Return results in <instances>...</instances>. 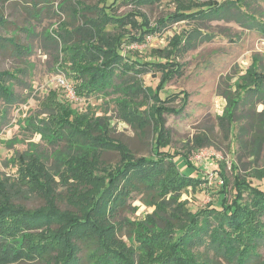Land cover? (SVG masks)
Segmentation results:
<instances>
[{
    "label": "rangeland",
    "instance_id": "374dc122",
    "mask_svg": "<svg viewBox=\"0 0 264 264\" xmlns=\"http://www.w3.org/2000/svg\"><path fill=\"white\" fill-rule=\"evenodd\" d=\"M115 1L53 0L47 9L46 2H42L41 8L46 11L36 18L30 0H0V15L7 21L0 28V36L15 44L6 41L4 43L7 45L2 47V51L0 49V72H9L17 78L15 82L12 81L14 102L6 103L0 98V112L4 116V119H0V175L8 184L17 182L21 177L12 160L18 153L25 152L31 142L36 143L41 152V166L45 169L41 170L44 177L41 180V197L14 186L9 198L28 210H36L48 205L45 190L55 189L58 194L56 205L61 211H68L71 215L72 212L80 214L84 202L76 206L70 201L72 190L80 186V178L68 171L72 165L70 160L77 156L75 151L78 149L63 141L65 138L50 143L24 125L29 117L58 118L61 111L58 100L66 102L69 111L78 116L92 118L93 121L96 115L101 116L103 123L98 127V133H103L104 143L98 149H101L102 159L109 165L121 163L122 148L129 152L131 157L128 159L154 156L160 140V145H167L164 150L179 154L175 156L179 169L174 171L176 177L181 172L187 176L201 177L203 182L197 189L190 187L183 190L174 199L170 195L152 198V195L134 192L125 200L126 206L119 210L114 219L116 225L121 226L117 238L121 245L131 251L135 264H151L153 258L140 247L139 236L151 240L158 235L163 236L160 249L153 255L155 259L163 258V248L166 249L165 246L170 243L165 233L181 225L182 220L176 218L178 215L184 218L186 207L193 213L203 209L208 213L210 208H220L224 198L227 203L234 202V186L245 178L251 179L254 169H264V153L257 161L249 150H239L236 135L240 124H232V133L226 137L219 119L228 103L224 94L231 90L234 92L237 78L255 61L264 67V37L234 22L195 18L173 21L175 17L172 16L181 18L179 13L189 14L199 10L209 0H154L151 4L117 0L111 5ZM251 1L252 10L264 19V0ZM61 4H64L63 10L58 9ZM104 4L112 6L113 16L129 15L131 20L130 24L109 25L106 28L109 33L105 37L126 39L124 53L141 62L155 61L160 52L167 57L164 60L172 63L163 66L167 71L149 69L148 73L133 75L138 91L131 93L128 99L116 98L117 94L71 99L66 88L59 84L60 80H64L73 85L71 80L75 77L68 55L62 48L61 31L67 25L69 31L73 27L84 26L86 18L97 17L94 10H99ZM74 10L77 13L75 17L72 15ZM136 19L143 24L136 23ZM151 29L155 30L147 34V30ZM81 39L83 37L73 34L68 42L78 43ZM175 69H180V72ZM164 73H167V77L161 88L162 98L166 95L170 97L161 101L157 98L156 86L160 74ZM127 111L131 113L125 114ZM54 128L57 126L54 125ZM219 164L226 180L220 170L213 168ZM79 168L74 170V174L83 173ZM105 169L100 167L94 173L96 182H100L99 178H102V182ZM57 172L71 176L63 184L64 181L55 175ZM85 175L81 174V181ZM252 183L264 188V180L252 179ZM89 184L94 183L86 181L83 190H90ZM243 190L244 206L252 205L253 194L248 189ZM262 242L258 253L261 261H264ZM91 247L90 243L82 245L81 257L84 261ZM191 254L199 259L212 260L211 263L216 262L212 253L208 255L199 248ZM216 263L227 264L222 259H217ZM18 264H41V261Z\"/></svg>",
    "mask_w": 264,
    "mask_h": 264
},
{
    "label": "trees",
    "instance_id": "16d2710c",
    "mask_svg": "<svg viewBox=\"0 0 264 264\" xmlns=\"http://www.w3.org/2000/svg\"><path fill=\"white\" fill-rule=\"evenodd\" d=\"M153 1L134 0L137 4H151ZM30 2L36 18H39L41 12L46 11L53 0ZM42 2H46V9L41 8ZM251 2L209 0L199 10L189 14L179 13L182 15L181 18L172 17H175L173 21L195 18L234 22L264 37V19L259 18L252 10ZM58 7L63 10L64 4ZM111 9L112 6L104 4L99 10H94L97 17L86 18L84 26L73 27L69 31L67 25L60 34L63 40L62 48L68 55L69 65L73 67L75 73L71 81L74 83L76 93L83 99H89L97 94H117L116 98L128 99L131 93L138 91L134 86L133 75L148 73L149 69L167 71L163 66H170L172 63L168 59L164 60L167 57L160 52L157 53L155 61L141 62L124 53L123 44L126 43V39L105 37L104 35L109 33L106 30L109 25L131 23L129 15L115 17ZM72 15L77 16L75 10ZM135 21L143 24L137 19ZM6 23L7 21L0 15V28ZM155 29L147 30V34H151ZM73 34L83 39L78 43L73 42L74 44L68 42V38L73 37ZM6 41L15 45L13 41L11 43L0 36L1 51L2 47L7 45L4 43ZM174 71L180 72V69ZM166 77L167 73L160 74L156 86L157 98L161 101L169 100L170 97L166 95L162 98L161 88L163 81L166 82ZM16 79L9 72H0V98L6 103L14 102L12 81L15 82ZM234 88V92L231 90L224 94L228 103L225 113L219 117L220 127L228 137L233 130L232 124H240L236 135L239 150L242 152L249 150L250 155L258 161L264 153V67L256 61L253 62L252 66L237 78ZM57 103L61 106L58 118L50 120L39 116L29 117L25 119L24 125L50 143H54L55 139L65 138L63 141L78 149L75 151L77 156L70 160L72 165L68 171L80 178V186L72 190L70 201L76 206H80L82 201L84 203L80 214L72 212L73 216L68 211H61L56 205L58 194L55 189L45 190L44 196L48 200V205L36 210H28L11 201L9 192L14 186L41 197V180L44 179L41 170L45 169L41 166V152L37 144L31 142L25 152L18 153L12 160L21 178L15 183L8 184L0 175V264L36 260H40L41 264H135L131 251L121 245L117 238L121 226L116 225L114 221L119 210L126 206L125 200L134 192L149 194L152 198L170 195V198L174 199L176 195H181L183 190L190 187L199 188L203 178L187 176L181 172L179 177H176L175 172L179 169L175 156L179 154L164 150L167 145H160L162 143L160 140L157 142V152L154 156L128 159L131 157L129 152L122 148L121 163L107 164L102 159L101 149H98L104 143L103 133H98V127L103 123L101 116L96 115L93 121L92 118H84L69 111L66 102L58 100ZM126 107L130 106L127 104ZM127 113L131 112H125ZM0 119H4L2 112ZM54 125L57 128H54ZM160 126L163 130V126L161 124ZM100 167L106 168L104 179L101 182L102 178H99L100 182H96L94 173ZM220 167L219 164L213 168L219 171ZM77 168L83 170V173L74 174ZM220 173L226 180L222 170ZM81 174H86L82 181ZM55 175L65 184L70 174L67 176L66 173L57 172ZM238 175L243 178L242 175ZM50 178L53 179L51 176ZM252 179L264 180V169H254L251 179L245 178L243 182L240 181L234 186V202L227 203V199L224 198L220 208H210L208 213L205 209L193 213L186 207L184 218L179 215L176 218L182 220L181 225L165 233L170 243L165 246L166 249L163 248L165 253L163 258L155 259L153 256L160 249L164 241L163 236L158 235L155 240L139 236L140 247L153 258L151 264H217V259H222L227 264H264L258 253L260 243L264 241V188L253 185ZM86 181L94 183L89 184L91 189L87 191L82 187ZM243 188L253 194L250 206H244ZM203 213L207 214L202 216ZM87 243L92 247L84 261L81 257L82 245ZM197 248L204 250L208 255L212 253L216 262L211 263L212 260L210 262L207 258L199 259L192 255L191 252Z\"/></svg>",
    "mask_w": 264,
    "mask_h": 264
},
{
    "label": "built area",
    "instance_id": "2783aa9c",
    "mask_svg": "<svg viewBox=\"0 0 264 264\" xmlns=\"http://www.w3.org/2000/svg\"><path fill=\"white\" fill-rule=\"evenodd\" d=\"M59 84L66 88L69 98L75 100L79 98L78 94L76 93L74 84L72 85L70 83L65 82L64 80H60Z\"/></svg>",
    "mask_w": 264,
    "mask_h": 264
}]
</instances>
